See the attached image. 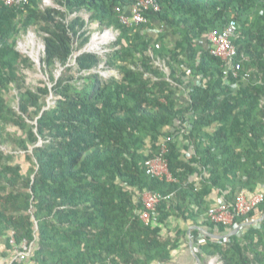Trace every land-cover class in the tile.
Instances as JSON below:
<instances>
[{"label": "trees", "instance_id": "obj_1", "mask_svg": "<svg viewBox=\"0 0 264 264\" xmlns=\"http://www.w3.org/2000/svg\"><path fill=\"white\" fill-rule=\"evenodd\" d=\"M16 1L0 0V264H174L187 240L175 220L220 236L261 220L227 240L191 237L203 264H264V201L229 227L208 217L215 193H264V0H155L134 29L119 10L136 0ZM231 20L237 77L201 45ZM95 26L117 32L103 57L82 52ZM31 31L50 82L35 88L17 49ZM13 92L16 108L3 94ZM161 155L172 181L150 175ZM148 192L160 202L146 224ZM25 241L31 256L15 259Z\"/></svg>", "mask_w": 264, "mask_h": 264}, {"label": "built area", "instance_id": "obj_2", "mask_svg": "<svg viewBox=\"0 0 264 264\" xmlns=\"http://www.w3.org/2000/svg\"><path fill=\"white\" fill-rule=\"evenodd\" d=\"M7 4H13L14 0H1ZM28 3V0H17L16 6L21 7L23 4ZM150 7H153L156 11L160 10L159 4L155 0H137V3L132 8V15L127 14L125 11L121 14V22L127 27H133L146 22L144 11ZM239 24L236 20H231L226 27L221 31H214L208 37L211 54L222 60L226 64L225 73L234 72V76L237 77L242 67L240 63L234 64L233 61L238 56V49L234 44V40L239 36ZM233 65V69L231 68ZM201 85V83H199ZM190 130V129H189ZM188 130V132H189ZM167 152L166 146L163 147V154ZM150 175L152 177L168 178L172 181L173 178L169 173L168 162L165 157L159 156V158L149 162ZM264 201V195L258 194L252 198H249L245 192H240L232 202H228L224 197L213 205L209 209L208 217L210 222L216 224H222L224 226L235 225L236 217H246L248 214L255 210V208ZM160 202V198L157 194L148 192L144 196V210L140 214V218L143 222L148 224L151 221L153 214L157 210V205ZM255 224L259 223L254 222ZM247 223L236 225L234 230L238 229L237 234L242 233L247 228ZM227 240V239H225ZM14 242V240H13ZM33 244H29L25 241L16 254L15 259L26 260L31 256L34 250Z\"/></svg>", "mask_w": 264, "mask_h": 264}, {"label": "rangeland", "instance_id": "obj_3", "mask_svg": "<svg viewBox=\"0 0 264 264\" xmlns=\"http://www.w3.org/2000/svg\"><path fill=\"white\" fill-rule=\"evenodd\" d=\"M47 7H55V8H60L61 6L58 4V0H43V8ZM83 16L86 19H89L88 15L83 14ZM110 32L107 31H101L98 29V26H95L94 28V33L91 38V43L92 39L97 35L99 38L102 37L103 39V44L98 45L96 47H93L91 43H89L86 48L82 50L83 53H96L99 56L103 57L106 52V47L107 45L111 44L114 42L117 38V33L114 31L109 30ZM99 34V35H98ZM17 49L22 52L25 56L30 58L32 62L34 63V66L31 70L27 71V79H28V84L30 87L35 88L40 81H47L48 78L46 73L43 71L41 60L44 56V50H45V44H44V38L43 36H40L37 34L35 31H31L28 34H22L18 38V43H17ZM37 63V64H36ZM60 68L56 71V76L59 77L61 75ZM99 72L103 75V79L106 80L108 79L112 73L109 71H105L104 69V64L101 65ZM50 83V82H48ZM52 87V85H50ZM183 94V97L185 96V93L181 91ZM5 98L9 101V104H11L14 108L17 107V100L14 97L15 92L11 94L3 93ZM181 94V95H182ZM187 96V95H186ZM52 103V102H50ZM10 130L13 131L15 130L14 127H10ZM6 151L11 152L10 150L6 149ZM21 153L16 154L14 157L15 161H22L23 157H21ZM190 237L187 238L186 243L184 244V247H190ZM195 249V245L193 246V250ZM182 257V256H181ZM183 258V257H182ZM182 261V259L180 258ZM159 264V263H155ZM190 264H197L196 261L191 260ZM207 264H223L218 258H212Z\"/></svg>", "mask_w": 264, "mask_h": 264}, {"label": "crops", "instance_id": "obj_4", "mask_svg": "<svg viewBox=\"0 0 264 264\" xmlns=\"http://www.w3.org/2000/svg\"><path fill=\"white\" fill-rule=\"evenodd\" d=\"M172 39H173V37H172ZM172 43H174V41L172 40ZM201 45H203L204 47H208V42H207V40L205 39H203L202 41H201ZM187 83L189 84V80L187 81ZM198 83H201V80L199 79L198 80ZM182 92H184L185 93V96L184 97H188V95H187V91H186V87H184L183 89H182ZM187 95V96H186ZM182 97H183V94L181 95ZM2 150L5 152V153H7V155H10V156H12V155H14L15 153H11V152H8V151H6L5 150V148L3 147L2 148ZM16 155V154H15ZM15 158V157H14ZM12 160H14V159H12ZM14 162H16L15 160H14ZM19 162V161H18ZM242 192V191H241ZM260 192H264V188L263 189H261V191ZM262 194H264V193H262ZM218 196L216 195V193L213 195V196H211V198H209V200H208V203H210L211 204V206H213V205H215V204H217L218 203ZM260 221L261 220H259V223H260ZM254 222H258V220H255ZM254 222H252V223H247V227H249V226H256V225H258V223L257 224H255ZM177 225H181V226H183V229L186 231V233H187V238L189 237V234H191L192 235V232L193 231H199L201 234H202V236L203 237H201V239L202 238H205L204 236V234H203V232H208V233H210L207 229H205V228H203V227H200V226H198V225H195L194 223H192V222H189V223H181V222H178V221H174V224H173V227H175V226H177ZM212 234V233H211ZM237 234V233H236ZM221 236H223V235H221ZM186 243V242H185ZM185 243H183V246L177 251V252H175V254H174V264H190V262H191V260H194V261H196L195 260V255L194 254H196V255H198V256H200V254H199V252H197V251H195V250H193V249H191V246L190 247H184V244ZM183 258H182V257ZM13 255H11V257H10V260H9V262H8V264H13L14 262H13ZM180 258L182 259V261L180 260ZM200 258V257H199ZM206 261V264L210 261V260H205ZM2 264H4V263H2ZM201 264H203V259H201Z\"/></svg>", "mask_w": 264, "mask_h": 264}, {"label": "water", "instance_id": "obj_5", "mask_svg": "<svg viewBox=\"0 0 264 264\" xmlns=\"http://www.w3.org/2000/svg\"><path fill=\"white\" fill-rule=\"evenodd\" d=\"M238 232V229L227 234V235H223V236H220V235H214V234H211V233H208V232H203V234L205 236H210L211 238L213 239H216V240H225V239H229L230 237L232 236H235L236 233ZM189 237H190V246H191V249H193V246H194V242H193V238L191 237V234H189ZM195 255V260H196V263L197 264H201V259L199 258L198 255L194 254Z\"/></svg>", "mask_w": 264, "mask_h": 264}, {"label": "clouds", "instance_id": "obj_6", "mask_svg": "<svg viewBox=\"0 0 264 264\" xmlns=\"http://www.w3.org/2000/svg\"><path fill=\"white\" fill-rule=\"evenodd\" d=\"M28 2H29V0H28ZM137 3V0H136V2L132 5V6H130L129 8H128V10H126V11H128L127 12V14H129V16L130 15H132V8L134 7V5ZM55 8V7H54ZM60 9V8H59ZM125 12V11H124ZM123 13V11H121V10H119V20H120V23L123 25V26H125L126 28H128V29H134L135 27H140V25L142 24H140V25H135V26H133L132 28L131 27H127L126 25H124L122 22H121V19H120V16H121V14ZM107 32H110L109 30H106ZM112 31V30H111ZM111 33V32H110ZM115 33H117V32H115ZM93 40V39H92ZM207 42H208V40H207ZM91 43V42H90ZM208 46H209V42H208ZM207 49H208V47H207ZM45 51V50H44ZM37 64V63H36ZM195 250V249H194ZM196 251V250H195Z\"/></svg>", "mask_w": 264, "mask_h": 264}, {"label": "bare ground", "instance_id": "obj_7", "mask_svg": "<svg viewBox=\"0 0 264 264\" xmlns=\"http://www.w3.org/2000/svg\"><path fill=\"white\" fill-rule=\"evenodd\" d=\"M99 35V34H98ZM92 46L93 47H96V46H98V45H102L103 44V39H102V37H98L97 35L93 38V40H92Z\"/></svg>", "mask_w": 264, "mask_h": 264}]
</instances>
